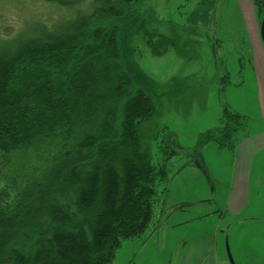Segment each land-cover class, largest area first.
<instances>
[{
    "label": "trees",
    "instance_id": "1",
    "mask_svg": "<svg viewBox=\"0 0 264 264\" xmlns=\"http://www.w3.org/2000/svg\"><path fill=\"white\" fill-rule=\"evenodd\" d=\"M43 1L75 8L72 0ZM72 16L36 37L0 31V153L83 133L37 178L3 181L0 264H111L122 239L149 228L180 170L169 174L168 165L183 147L158 119L165 102L181 104L187 78L161 84L140 66L135 46L141 35L153 55L179 52L180 25L173 35L157 31L161 19L144 0H96L89 15ZM247 126L223 102L217 125L185 149L187 160L204 166L212 141L235 153Z\"/></svg>",
    "mask_w": 264,
    "mask_h": 264
},
{
    "label": "rangeland",
    "instance_id": "2",
    "mask_svg": "<svg viewBox=\"0 0 264 264\" xmlns=\"http://www.w3.org/2000/svg\"><path fill=\"white\" fill-rule=\"evenodd\" d=\"M252 1L144 0L161 19L157 31L173 35L177 24L182 30L180 53L172 47L153 55L141 35L135 37V46L140 66L161 84L172 76L187 78L189 88L181 104L165 102L158 119L183 148L170 158L169 174L180 170L172 176L164 206L155 202L150 230L122 239L111 264H230L226 237L235 264H264V150L254 156L248 201L232 209L227 207L229 198L240 194L233 183L235 153L209 142L202 149V166L188 161L185 150L200 132L217 125L223 102L247 116V129L238 133L239 143L250 137L243 146L242 166L244 151L259 142L255 136L264 129V46ZM95 2L72 0V8L43 0H3L0 31L7 25L13 35L36 37L42 27L61 30L74 9L89 15ZM1 39H12V34ZM82 134L56 133L25 149L0 153V176H6L0 178V187L11 178L18 182L37 178ZM240 243L243 248L238 249Z\"/></svg>",
    "mask_w": 264,
    "mask_h": 264
},
{
    "label": "crops",
    "instance_id": "3",
    "mask_svg": "<svg viewBox=\"0 0 264 264\" xmlns=\"http://www.w3.org/2000/svg\"><path fill=\"white\" fill-rule=\"evenodd\" d=\"M255 47L256 46H254V49H255ZM256 50H258V49H256ZM262 81L264 82L263 77H262ZM263 89H264V85H263ZM262 109H263V116H264V102L262 104ZM259 132H260V134L255 136V139L258 138L259 142L256 143V145H253V147L251 146L252 148H250L248 151H244V153L246 154V156H245L246 162H245V164H243V166L241 164L242 159L244 157V155L242 153L243 148H244L243 146H244L246 141H248L247 144L250 143V141H249L250 137H247L245 140H242L236 148V151L234 154L235 155L234 156V163H233V164H235V166L233 165L234 166L233 183L236 184L235 187L240 188V194H239V197L236 196L234 199H232L233 197L231 199L229 198V202L227 204V207H231L230 209L237 208L239 205L242 206L248 201L247 196H248V189H249L250 182H251L252 171L254 168V165H253L254 156L259 155L264 150V129L260 130ZM238 185H240V186H238ZM232 201H237V202L233 203ZM237 248L238 249L243 248L241 246V243L237 246ZM240 253H241V250H240Z\"/></svg>",
    "mask_w": 264,
    "mask_h": 264
},
{
    "label": "water",
    "instance_id": "4",
    "mask_svg": "<svg viewBox=\"0 0 264 264\" xmlns=\"http://www.w3.org/2000/svg\"><path fill=\"white\" fill-rule=\"evenodd\" d=\"M259 34H260V39H261V41L263 43V46H264V14H263V17H262V19L260 21ZM225 249H226V254H227L229 263L230 264H235V261H234L233 256H232L227 237H226V240H225Z\"/></svg>",
    "mask_w": 264,
    "mask_h": 264
},
{
    "label": "flooded vegetation",
    "instance_id": "5",
    "mask_svg": "<svg viewBox=\"0 0 264 264\" xmlns=\"http://www.w3.org/2000/svg\"><path fill=\"white\" fill-rule=\"evenodd\" d=\"M252 3L254 5V7L257 8V11H258V12H255V14H254V18L257 20V24H258V22L261 21L263 14H264V0H254V1H252ZM259 25H260V23H259ZM258 30H259V28H258Z\"/></svg>",
    "mask_w": 264,
    "mask_h": 264
}]
</instances>
